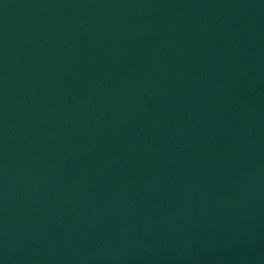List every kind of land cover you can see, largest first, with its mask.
Returning a JSON list of instances; mask_svg holds the SVG:
<instances>
[{
  "label": "water",
  "instance_id": "obj_1",
  "mask_svg": "<svg viewBox=\"0 0 264 264\" xmlns=\"http://www.w3.org/2000/svg\"><path fill=\"white\" fill-rule=\"evenodd\" d=\"M264 0H0V185Z\"/></svg>",
  "mask_w": 264,
  "mask_h": 264
}]
</instances>
